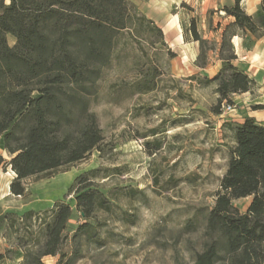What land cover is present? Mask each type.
I'll use <instances>...</instances> for the list:
<instances>
[{
  "label": "trees",
  "instance_id": "trees-1",
  "mask_svg": "<svg viewBox=\"0 0 264 264\" xmlns=\"http://www.w3.org/2000/svg\"><path fill=\"white\" fill-rule=\"evenodd\" d=\"M240 2L221 8L232 20L220 32L216 73L189 76L202 86H213L216 101L210 110L216 115L223 105L234 103V94L249 92L256 85L235 64L232 38L241 37L248 48L264 36V0L253 14L246 13ZM142 27L164 42L161 28L129 0H0V149L8 156L0 153V167L9 166L15 174L9 183L11 194L24 195V179L29 176H50L93 149L102 150L103 136L90 98L118 34ZM184 34L198 42L194 63L205 68L209 40L199 34L194 18ZM8 35L14 38L12 45ZM152 81L141 88L151 90ZM221 129L228 140L225 169L206 216L208 239L194 253L193 264H264V123L246 115L241 122L223 121ZM98 171L92 168L76 175L70 187L72 203L59 200L42 212H0V237L15 233L19 264H45L42 257L48 254L58 256L56 264H73L82 237L104 244L100 231L107 216L119 209L116 201L122 189L101 188ZM125 191L143 193L136 188ZM245 197L249 202L240 212L233 201ZM73 214L78 223L69 236ZM67 240L69 249L64 250Z\"/></svg>",
  "mask_w": 264,
  "mask_h": 264
},
{
  "label": "rangeland",
  "instance_id": "rangeland-1",
  "mask_svg": "<svg viewBox=\"0 0 264 264\" xmlns=\"http://www.w3.org/2000/svg\"><path fill=\"white\" fill-rule=\"evenodd\" d=\"M129 1L143 13L140 7L145 0ZM194 1H183L185 5L167 11L184 13V18L180 16L183 32L196 6ZM223 3L230 4L228 0ZM193 15L198 18L199 14ZM213 17L223 24L229 21L225 14ZM7 40L10 45L14 42L11 35ZM216 44L214 39L208 41L210 56L217 50ZM187 47L184 50L182 44L165 43L147 27L118 34L97 91L90 98V109L103 136L102 150L93 149L84 159L50 176L25 178L27 191L22 196L7 190L15 174L9 166L0 167V212H42L59 200L72 203L70 187L76 175L97 168L96 181L101 188L122 189L116 201L119 209L107 216L100 231L104 244L95 245L82 237L80 255L73 264H193L194 253L208 239L204 234L206 216L225 169L228 140L222 133V119L230 118L238 106L233 98L234 112H211L216 101L213 86H202L189 76L203 78L215 68L198 71L192 61L193 49ZM149 79L153 88L143 90ZM249 92L259 96L256 85ZM255 105L263 107L251 106ZM0 153L8 159L3 150ZM103 173L108 175L102 177ZM130 188L143 193L125 191ZM248 202L245 197L233 204L243 212ZM77 223L73 214L67 227L69 236ZM17 233L26 236L24 230ZM14 237L13 231L0 237V253L5 255L0 264L20 263ZM68 249L69 240L64 246ZM57 259L51 254L42 257L45 264H56Z\"/></svg>",
  "mask_w": 264,
  "mask_h": 264
},
{
  "label": "crops",
  "instance_id": "crops-1",
  "mask_svg": "<svg viewBox=\"0 0 264 264\" xmlns=\"http://www.w3.org/2000/svg\"><path fill=\"white\" fill-rule=\"evenodd\" d=\"M192 2L194 0H145L144 5L140 7L143 14L151 19L156 25H158L163 33L164 42H176L182 44L184 50L191 46L194 52L192 61L195 62L198 54V42L190 38L189 35L182 31L180 16L183 18L184 13L176 10L171 14H167L168 9L172 6L177 9L181 2ZM234 0H228L232 3ZM196 6L192 4L193 12L191 10V18L195 19L196 27L202 38L214 39L218 46L220 41V32L224 25L220 19L215 20L213 15L219 13L221 16L224 11L221 9L224 5L223 0H196ZM260 0H241L240 4L248 14L255 13ZM168 6V7H166ZM193 13L199 14L198 18L193 17ZM212 14V15H211ZM188 15V14H187ZM229 21L232 20L230 16H227ZM190 18V19H191ZM218 24L220 25L218 27ZM188 37V38H187ZM232 43L234 45V51L237 56L235 64L245 70L249 77L253 78L256 84V90L259 94L254 95L250 92H243L240 94H234L233 98L237 100V110L231 115L230 118L222 119L223 121L241 122L244 116H250L257 121L264 123V36L256 39L252 46L246 47L242 44V38L239 36H233ZM210 61L205 68H200L195 65L198 71H208V69L215 68L213 73L208 76H213L219 68L220 61L217 59L216 51L209 55ZM260 99V101H256ZM252 104H261L262 108H253ZM9 183L7 184V190L9 191ZM7 191V192H8ZM6 192V194H8Z\"/></svg>",
  "mask_w": 264,
  "mask_h": 264
},
{
  "label": "built area",
  "instance_id": "built-area-1",
  "mask_svg": "<svg viewBox=\"0 0 264 264\" xmlns=\"http://www.w3.org/2000/svg\"><path fill=\"white\" fill-rule=\"evenodd\" d=\"M236 108V105L234 103H226L225 105H223V110L230 113V112H234Z\"/></svg>",
  "mask_w": 264,
  "mask_h": 264
}]
</instances>
